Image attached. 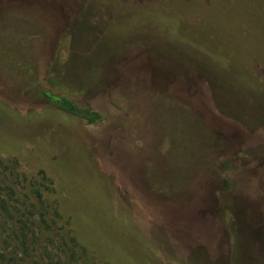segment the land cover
<instances>
[{
    "label": "rangeland",
    "instance_id": "1",
    "mask_svg": "<svg viewBox=\"0 0 264 264\" xmlns=\"http://www.w3.org/2000/svg\"><path fill=\"white\" fill-rule=\"evenodd\" d=\"M78 1L68 28L64 0H0V200L30 215L67 187L85 243L137 264H264V0ZM95 163L137 208L111 205ZM48 214L31 216L30 256L5 264H107Z\"/></svg>",
    "mask_w": 264,
    "mask_h": 264
},
{
    "label": "trees",
    "instance_id": "2",
    "mask_svg": "<svg viewBox=\"0 0 264 264\" xmlns=\"http://www.w3.org/2000/svg\"><path fill=\"white\" fill-rule=\"evenodd\" d=\"M15 1V0H14ZM36 4L42 5V3H47L48 5L52 4L53 9L59 7V0H56L54 2L48 1V0H33ZM67 3V10L69 12V24L68 28L72 26V24L77 20L78 15L81 14V8L82 5L78 0H72L73 2H70L71 0H64ZM39 2V3H38ZM44 6V5H43ZM63 9V8H62ZM65 9V8H64ZM58 10V8H57ZM73 28V27H71ZM151 52V51H150ZM56 106L58 109L64 111L68 115H71L74 118H81L83 120H86L89 125H94L98 123L101 120V116L93 111L90 110H84L79 108L74 102L71 100L63 97L59 99V102L56 103ZM21 113H27L30 122L36 124V118L40 119V112H37L34 109H28V108H21ZM19 110H13V114L20 113ZM36 118L33 117V114ZM18 115V114H17ZM39 115V117H38ZM36 126H38L36 124ZM3 148V146H1ZM96 166L99 168L102 175H105L108 177L111 185L114 187L115 190H117V195L114 198V200L111 202V205L119 206V204L124 200L128 205H136L137 208V197L135 194L128 191L126 188H124L121 184L117 183V180L114 179V177L106 171H103L97 163H95ZM0 165H3V159L0 160ZM55 185V183H53ZM64 185L65 182H64ZM63 185V186H64ZM66 186H64L65 189ZM66 194L63 195L60 194L57 199L53 201L52 207H47L48 203L46 204V201L42 202L44 205L43 207H35V212L29 213L28 215L26 212H21L20 209L17 211L18 215H13L12 211L9 210V207L7 205V201L5 199L0 200V218L3 220L10 219L12 222L10 229H7L4 225H0V239L2 238V234L4 232L10 231V235L14 239V245L13 250L9 252V254L2 253L0 255V264L7 263L8 260H11L12 262H17L19 255L22 253L23 255L30 256V252L33 248V246L36 243V222L34 223L32 217H39V220L41 217L44 218V220L47 222V219L50 214H48V210L50 211V208H52V216H54L55 221H62L63 222V229L66 230L69 237L68 240L72 242L74 248L82 254L84 257L86 256L87 260L91 262L94 260H98L100 263H107V264H137L134 263V258L129 257H117L114 256L111 252H97L95 251V248L88 246L84 239L89 240V236L86 234L85 229L80 225L79 221L75 220L72 216V213L69 212L66 201L69 198V194L67 191V187L65 189ZM135 197L136 199H133ZM48 202V201H47ZM51 206V205H49ZM133 212L129 213L130 217H133V221L137 223V210H132ZM43 212V213H42ZM17 219V220H16ZM30 238H32L30 240ZM4 244L10 245L5 239H3ZM101 249V248H100ZM102 250V249H101ZM74 254V252H73ZM9 256V257H8ZM34 264H43L40 260H35Z\"/></svg>",
    "mask_w": 264,
    "mask_h": 264
},
{
    "label": "flooded vegetation",
    "instance_id": "3",
    "mask_svg": "<svg viewBox=\"0 0 264 264\" xmlns=\"http://www.w3.org/2000/svg\"><path fill=\"white\" fill-rule=\"evenodd\" d=\"M187 103V102H186ZM264 190V189H263ZM263 190H261V191H263ZM262 196H264V194L262 195V194H260V193H258L257 195H256V197L253 199V202L252 203H254L255 204V212L256 211H259V204H260V199H262ZM235 198H237L238 199V197L237 196H235ZM259 217V216H258ZM263 223V222H262ZM260 231H261V229H259ZM262 243V242H261Z\"/></svg>",
    "mask_w": 264,
    "mask_h": 264
}]
</instances>
